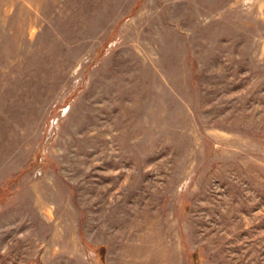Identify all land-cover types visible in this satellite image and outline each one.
<instances>
[{
  "label": "rangeland",
  "instance_id": "obj_1",
  "mask_svg": "<svg viewBox=\"0 0 264 264\" xmlns=\"http://www.w3.org/2000/svg\"><path fill=\"white\" fill-rule=\"evenodd\" d=\"M0 264H264V0H0Z\"/></svg>",
  "mask_w": 264,
  "mask_h": 264
}]
</instances>
